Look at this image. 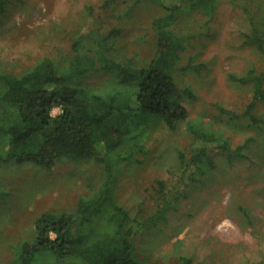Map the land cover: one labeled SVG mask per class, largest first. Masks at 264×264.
Masks as SVG:
<instances>
[{
	"label": "rangeland",
	"instance_id": "1",
	"mask_svg": "<svg viewBox=\"0 0 264 264\" xmlns=\"http://www.w3.org/2000/svg\"><path fill=\"white\" fill-rule=\"evenodd\" d=\"M163 3L180 7L170 29L184 39L175 76L193 93L185 101L189 117L174 131L155 120L139 145L122 150L135 154L120 167L117 198L133 217L148 218L163 204L159 180L172 185L184 176L187 183L165 221L134 235L137 252L149 264H264V98L256 102L255 123L246 115L255 85L232 77L264 71L254 40L264 34V0H8L0 9V73L21 74L46 56L66 67L76 37L92 30H119L110 37V56L148 66L156 53L154 22L169 13ZM94 39L85 38L80 50L93 49ZM72 84L103 92L116 77L93 71ZM191 123L233 150L247 144L243 156L212 145L213 166L190 181L181 153L190 157L196 144ZM104 181V165L93 159L61 160L52 169L0 163V264H12L14 245L35 237L41 215L74 212Z\"/></svg>",
	"mask_w": 264,
	"mask_h": 264
},
{
	"label": "trees",
	"instance_id": "2",
	"mask_svg": "<svg viewBox=\"0 0 264 264\" xmlns=\"http://www.w3.org/2000/svg\"><path fill=\"white\" fill-rule=\"evenodd\" d=\"M8 0H0V9ZM164 5V3H163ZM169 13L155 20L156 53L145 67L122 63L110 56L111 35L92 30L76 37L75 55L66 67L43 57L21 74L0 73V163H31L52 169L61 160L93 159L104 165L105 181L100 189L82 195L72 213L46 212L35 224V237L13 247L12 264H149L137 252L134 235L165 221L182 193L183 180L172 185L159 180L163 204L148 218H135L117 198L120 167L134 160L122 152L139 145L155 120L172 131L189 117L185 101L193 98L189 87H181L175 73L181 62L184 39L170 26L179 6L164 5ZM93 49L81 51L87 37ZM254 40L264 54V34ZM189 66L182 69L187 70ZM93 71L115 75L116 84L103 92H90L73 81ZM241 84L255 85L253 102L246 115L255 123L256 102L264 98V71L232 76ZM61 108L58 115L53 114ZM196 139L191 156L181 153L183 175L197 181L214 164L210 146L243 156L247 144L233 150L228 140L199 124H190ZM4 194H0L3 196ZM185 264H191L188 259Z\"/></svg>",
	"mask_w": 264,
	"mask_h": 264
}]
</instances>
